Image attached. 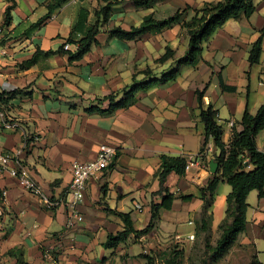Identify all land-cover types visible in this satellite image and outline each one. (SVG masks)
<instances>
[{
	"label": "crops",
	"instance_id": "1",
	"mask_svg": "<svg viewBox=\"0 0 264 264\" xmlns=\"http://www.w3.org/2000/svg\"><path fill=\"white\" fill-rule=\"evenodd\" d=\"M112 1L0 0V46L6 49L0 56V83H8L7 92L15 91L2 112L16 124L6 128L0 118V153L14 158L12 167L26 168L42 193L56 203L44 205L0 168V193L5 192L0 196V264H168L181 251L183 255L194 251L203 235L199 188L212 174L209 164L218 153L210 140V152L199 156L204 126L196 91L205 90L202 104L216 111L225 144L233 128H242L244 111L254 114L264 102V39L259 62L248 61L251 45L264 29V0H254L255 11L249 17L226 21L203 44L196 66H183L175 80L138 92L128 108L109 114L88 112V108L105 109L108 101H100L105 96L120 98L133 78H144L145 69L160 78L174 68L175 60L158 62L166 47L175 51V59L187 50L181 21L135 40L112 37L110 29L129 30L146 15L159 20L186 6L191 8L184 15L188 20L193 9L218 0H153L147 8L135 7L133 0H117L104 23L95 13ZM12 4L5 23V9ZM85 13V27L99 24L96 42L82 58L70 61L63 44L69 43V52L76 50L77 44L68 39L82 37L85 29L72 32V28ZM105 143L118 148L115 161L88 183L77 206L83 220L67 227L70 165L94 160ZM256 146L264 152V129L256 136ZM164 155L192 159L194 164L183 175L169 173L164 186L173 198L160 208L147 234L138 238L130 234L106 248L108 235L123 230L118 213L128 214L140 230L150 222L151 203L163 204L165 192H156ZM230 190L221 182L210 208V231L217 237ZM223 197L225 208L220 206ZM246 201V229L226 255L232 264H249L253 255L264 262L260 255L264 197L253 190Z\"/></svg>",
	"mask_w": 264,
	"mask_h": 264
},
{
	"label": "trees",
	"instance_id": "2",
	"mask_svg": "<svg viewBox=\"0 0 264 264\" xmlns=\"http://www.w3.org/2000/svg\"><path fill=\"white\" fill-rule=\"evenodd\" d=\"M67 0H53L57 4ZM153 0H133V4L138 8H147ZM117 0L106 3L95 14L102 22H107L111 14V7ZM14 4V3H13ZM12 5L7 6L4 12V21L8 22ZM189 6L177 10L171 16L163 19H155L153 15L143 17L137 27L124 30L120 27H113L109 30V35L120 40H135L136 38L152 32H159L172 24L181 21V27L185 30L188 39L187 50L183 57L175 59V51L169 47L165 48L164 53L158 58V62L164 63L167 60H175V67L162 73L160 78H156L152 71L147 68L142 73L144 78L133 83L125 89L120 98L118 94H110L100 99L108 101L105 109L88 108V112H98L109 114L117 109L128 108L136 101V94L146 91L154 84H166L176 79L179 70L183 66H196L202 59L203 44L209 40L213 33L230 19H239L242 16L249 17L255 11L254 0H218L216 2L205 3L201 8L193 9V15L184 19ZM87 21L86 13L72 28V32H80L85 29L83 35L78 40L68 39L70 43L77 44L74 52L64 51L68 54L69 60H78L90 50L96 42L95 36L99 32L98 22L85 27ZM264 39V29L260 30L258 39L251 45L248 55L250 64H257L261 54V44ZM62 50V49H61ZM205 90H197L196 96L199 105V117L204 126L203 146L199 153L205 155V146L211 140L216 152L212 158L218 163V170L211 174L205 185L199 188V196L203 201L201 217L199 220V233L205 234L210 231V221L212 212L210 210L216 190L220 182L227 183L231 190L226 195L225 217L217 227L218 237L214 244H210L207 239L204 245L206 254L199 264H216L221 258L226 256L231 247L237 240L239 234L246 229V211L248 204L247 195L256 190L260 198L264 197V152L258 150L256 146V136L259 131L264 129V102L258 107L254 114L245 110L241 118V129L237 131L233 128L232 137L228 144L222 141V127L216 121L217 113L209 105L204 107L202 96ZM15 94V91L0 92V110L8 103ZM186 159L183 157L162 156L158 170L159 190L156 194L161 195L165 192L163 204L151 203V219L148 225L140 230L133 227L128 214L118 213L123 222V230L114 235H108L104 246L106 248L115 247L123 242L130 234L140 237L147 234L153 227V222L157 219L158 211L161 207H166L172 200L173 195L169 194L164 186L169 173L177 175L184 174ZM191 197V196H187ZM186 199V198H184ZM181 253V252H180ZM174 258V256H173ZM172 258V260H173ZM178 256L175 261H179ZM172 260L168 262L171 264ZM249 264H264L255 255L251 257Z\"/></svg>",
	"mask_w": 264,
	"mask_h": 264
},
{
	"label": "built area",
	"instance_id": "3",
	"mask_svg": "<svg viewBox=\"0 0 264 264\" xmlns=\"http://www.w3.org/2000/svg\"><path fill=\"white\" fill-rule=\"evenodd\" d=\"M63 49L65 51L69 50V43L65 42L63 44ZM6 54V49L3 46H0V56ZM8 87L7 82L0 83V90L2 92H7L6 88ZM0 118L2 120L3 126L6 128L15 127L16 124L12 121H9L5 118L3 112L0 110ZM232 124V123H231ZM210 146H205L204 154L210 152ZM118 154V148L112 144H101L98 148L97 155L94 160L88 162H73L70 165L71 173V182L66 193L65 203L68 206V215H67V227H73L77 222L83 220L82 215L78 212L77 206L83 198L85 189L89 182L98 179L104 171L109 169ZM199 156L202 157V154L199 153ZM14 158L9 154L0 153V168L5 170L11 177L18 180L21 186L28 192L38 196L41 202L48 206L53 207L56 203L48 199L41 191L40 186L36 181L31 177L29 172L23 166L14 165ZM194 162L191 159L186 162L185 170H188ZM5 192H1L0 196L3 198ZM137 209L140 208L139 205H135ZM193 235L187 236V239L192 240ZM177 240H182L180 236L175 237ZM48 251H45V254H48Z\"/></svg>",
	"mask_w": 264,
	"mask_h": 264
},
{
	"label": "rangeland",
	"instance_id": "4",
	"mask_svg": "<svg viewBox=\"0 0 264 264\" xmlns=\"http://www.w3.org/2000/svg\"><path fill=\"white\" fill-rule=\"evenodd\" d=\"M221 183V182H220ZM219 183V184H220ZM225 183V182H223ZM226 185H228L227 183H225ZM229 186V185H228ZM221 196H218V198H220ZM223 202L222 204H220V206H222L223 208H225V197H223ZM210 244H214L217 238V234H213L211 231H208L207 233L203 234L201 236V238H199V246L192 252L187 253V255H183V251H181L180 253V259H178L179 261H175L177 256H174L171 264H199L200 260L206 256L205 252H204V245H205V241L206 239ZM262 249L264 247V243L262 244ZM194 249V247L192 248ZM261 255V259L262 261H264V254L260 253ZM168 263V262H167ZM219 264H232V262L229 260V257H225Z\"/></svg>",
	"mask_w": 264,
	"mask_h": 264
},
{
	"label": "water",
	"instance_id": "5",
	"mask_svg": "<svg viewBox=\"0 0 264 264\" xmlns=\"http://www.w3.org/2000/svg\"><path fill=\"white\" fill-rule=\"evenodd\" d=\"M209 170L212 174H215L218 170V163L215 160H212L209 164Z\"/></svg>",
	"mask_w": 264,
	"mask_h": 264
}]
</instances>
